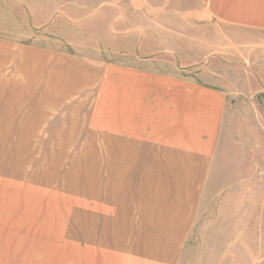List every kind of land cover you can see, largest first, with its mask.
I'll use <instances>...</instances> for the list:
<instances>
[{"label": "crops", "instance_id": "0c3cea01", "mask_svg": "<svg viewBox=\"0 0 264 264\" xmlns=\"http://www.w3.org/2000/svg\"><path fill=\"white\" fill-rule=\"evenodd\" d=\"M0 2L30 23L48 1ZM125 5L124 28L109 24L85 53L0 36V264L181 262L228 97L190 75L195 40L168 16L179 11ZM202 7L264 47V0ZM245 219L220 264H264L260 215Z\"/></svg>", "mask_w": 264, "mask_h": 264}, {"label": "rangeland", "instance_id": "374dc122", "mask_svg": "<svg viewBox=\"0 0 264 264\" xmlns=\"http://www.w3.org/2000/svg\"><path fill=\"white\" fill-rule=\"evenodd\" d=\"M46 1L47 5L31 14L30 23L16 9L0 2V36L10 34L18 41L85 53L92 50V43L99 42L96 36L103 35L110 25L114 30L124 28L125 23L118 26L116 21L126 15V0ZM133 2L141 7L147 2L150 7L164 5L169 11H179L168 16L181 26L182 39L195 40L197 63L190 75L199 82L221 87L228 97L211 183L180 262L220 264L221 247L234 244L236 225L242 216L247 219L253 213L260 215L261 234L264 232V47L256 44L262 34L254 35L256 40L252 34V38H238L235 26L222 27L220 21L212 22L206 17L209 14L201 12L204 0ZM195 10L197 13H193ZM195 16L196 22L192 20ZM136 17L127 18L126 26L143 22L139 15ZM238 52L248 56V61H242ZM247 224L244 222L245 229ZM252 225L250 232H258L257 224Z\"/></svg>", "mask_w": 264, "mask_h": 264}]
</instances>
